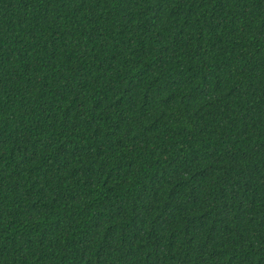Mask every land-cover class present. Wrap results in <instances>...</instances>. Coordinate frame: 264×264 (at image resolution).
<instances>
[{
    "label": "trees",
    "instance_id": "obj_1",
    "mask_svg": "<svg viewBox=\"0 0 264 264\" xmlns=\"http://www.w3.org/2000/svg\"><path fill=\"white\" fill-rule=\"evenodd\" d=\"M0 264H264V0H0Z\"/></svg>",
    "mask_w": 264,
    "mask_h": 264
}]
</instances>
